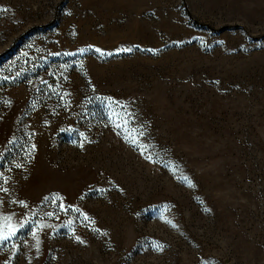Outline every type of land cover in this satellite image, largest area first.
<instances>
[{"label": "rangeland", "instance_id": "rangeland-1", "mask_svg": "<svg viewBox=\"0 0 264 264\" xmlns=\"http://www.w3.org/2000/svg\"><path fill=\"white\" fill-rule=\"evenodd\" d=\"M5 52L0 264H264V0H0Z\"/></svg>", "mask_w": 264, "mask_h": 264}, {"label": "trees", "instance_id": "trees-1", "mask_svg": "<svg viewBox=\"0 0 264 264\" xmlns=\"http://www.w3.org/2000/svg\"><path fill=\"white\" fill-rule=\"evenodd\" d=\"M192 18V17H191ZM193 20V24L194 25H196V26H199V24L197 23V21L195 20V19H192ZM9 52H5L4 54H2V55H0V58H2V57H4L5 55H7ZM121 126L119 127V129H117L118 130V132L119 131H122L124 128H126V129H129L130 131H132L133 130V128H132V124H120ZM115 127H117V125H114ZM150 142V141H149ZM142 145H144V142H142L141 143ZM152 143H149L148 144V146L149 145H151ZM145 146V145H144ZM153 148H155V144H153ZM260 243H261V240L259 241ZM263 246H264V244H263ZM198 260H199V262L201 263V264H207V263H211V261H216V262H219L215 257H212V256H210V257H204V256H202L201 254L198 256Z\"/></svg>", "mask_w": 264, "mask_h": 264}, {"label": "snow or ice", "instance_id": "snow-or-ice-1", "mask_svg": "<svg viewBox=\"0 0 264 264\" xmlns=\"http://www.w3.org/2000/svg\"><path fill=\"white\" fill-rule=\"evenodd\" d=\"M184 180H185L186 182H188L189 184L191 183V181H189L187 177H184ZM85 219H87V217H85Z\"/></svg>", "mask_w": 264, "mask_h": 264}]
</instances>
